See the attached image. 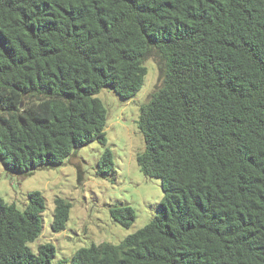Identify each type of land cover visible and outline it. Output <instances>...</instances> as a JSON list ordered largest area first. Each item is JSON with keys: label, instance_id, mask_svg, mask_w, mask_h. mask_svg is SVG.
<instances>
[{"label": "trees", "instance_id": "obj_1", "mask_svg": "<svg viewBox=\"0 0 264 264\" xmlns=\"http://www.w3.org/2000/svg\"><path fill=\"white\" fill-rule=\"evenodd\" d=\"M148 58L160 74L135 161L163 201L118 245L68 264H264V0H0V163L25 175L105 145L96 94L135 96ZM112 166L105 149L97 173ZM27 198L22 211L0 198V264H52L51 244L28 247L45 202ZM70 208L54 200L52 232ZM109 212L123 228L135 219L128 206Z\"/></svg>", "mask_w": 264, "mask_h": 264}, {"label": "rangeland", "instance_id": "obj_2", "mask_svg": "<svg viewBox=\"0 0 264 264\" xmlns=\"http://www.w3.org/2000/svg\"><path fill=\"white\" fill-rule=\"evenodd\" d=\"M147 74L141 89L123 100L110 88L101 89L96 97L106 110V144L96 141L77 148L61 164L45 166L25 175L6 169L0 163V198L22 211L28 204V194L39 192L45 209L41 215V234L28 244L36 254L37 247L49 243L54 247L52 264L70 261L82 248L100 243L118 245L157 215L163 201L161 180L147 178L138 169L135 155L143 150L138 129L141 107L152 94L158 78L157 63L148 58L144 62ZM105 149L112 157V169L100 175L98 161ZM61 198L71 205L64 231L52 232L54 200ZM128 206L135 214L133 223L123 228L110 216L113 207Z\"/></svg>", "mask_w": 264, "mask_h": 264}]
</instances>
